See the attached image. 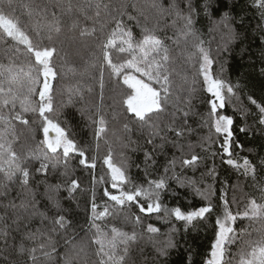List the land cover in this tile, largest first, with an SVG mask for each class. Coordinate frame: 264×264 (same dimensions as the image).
Wrapping results in <instances>:
<instances>
[{"label":"snow or ice","instance_id":"snow-or-ice-1","mask_svg":"<svg viewBox=\"0 0 264 264\" xmlns=\"http://www.w3.org/2000/svg\"><path fill=\"white\" fill-rule=\"evenodd\" d=\"M129 6L137 15L128 11ZM50 7L63 8L69 17H75L71 19L69 27L70 30L79 29L80 38L96 36L97 33L103 36L97 45L101 61L100 99L103 101L105 66L110 69V76L116 77L118 83L122 81L130 90L122 96L121 112L113 111L114 120L119 121L123 117L120 128L113 132L120 145L127 148L129 144L137 143L132 139L133 135L144 137V143L151 146L150 150L144 151L146 165L148 161L155 163L154 157L164 154L166 147L174 150L170 159L165 154L164 175L148 180L147 186L133 184L125 190L122 186L131 183L126 172L127 159L122 152V161L119 165L116 164L113 161L112 148L109 146L103 164L107 167L111 188L116 190V194L108 188L103 190L107 201L101 210V205L96 202V185L109 181L104 176L97 180L93 175L90 211L87 217V232L92 233L91 237H88L86 232L84 237L78 238L79 233L73 229V220L68 218L70 209H65L62 201L73 199L74 194L81 191L82 181L71 178L69 173L70 155L77 153L79 165L93 170L96 168L97 158H89L86 150L70 139L66 129L51 118L54 112L51 80L57 75L51 58L56 49L42 47L39 42L34 43L29 35L31 30L42 41L45 34L47 39L51 40L53 32H61L60 20L54 11L49 13ZM221 7V0H168L167 3L165 0H151L149 4L139 7L134 2L129 5L125 0L115 3L113 0H66L65 4H46L43 7L33 6L24 0H0V38H10L16 42L12 56L23 52L29 59L27 68L14 62L0 63V208L4 209L3 215H0L2 264H89L88 249L93 245L94 254L99 258L97 264H136L131 249L142 234L138 236L135 230L128 232L115 225H109L108 230H105L97 221L118 214L126 206H135L140 213H155L159 217L163 212L164 218L174 217L183 222L187 230L189 226L204 220L206 214L214 211L210 199L215 194L213 185L199 187L196 181L189 177L182 178V173L176 171L177 164L181 169L192 168L195 171L201 162V156L194 149L199 146L202 151H208L211 147H205L211 136L199 137L198 144L190 139L196 131L191 127L189 118L197 115L192 108V98L196 91L194 85L198 80L194 78L190 81L186 75L181 76L172 67L176 56L183 57L185 64L195 69L196 77H202L204 91L211 94L212 99L207 100L210 111L202 118L200 127L208 128L209 132L214 130L215 134L223 137L220 141L222 164L234 169L240 176L250 178L252 186L259 188L262 193L261 200H264V156L257 153L258 161L248 156L233 158L234 148L239 149L243 145L235 137L233 117L218 111L225 107L226 100L236 95V89L240 85L234 86L213 74L215 62L211 50L205 46L202 33L196 28L197 17H207L212 25L208 29L209 32L223 29L217 52L228 51L231 44L246 35L239 30L248 27L244 22L247 14L245 8L254 9V15L259 17L254 31L260 33L264 61V0H245L244 6L239 9L238 20L232 12L235 4H232L229 10L220 12L218 20L213 19ZM18 9L28 17L29 23H23L16 15ZM148 9L154 10L157 23L165 17L174 16L176 19L172 26L176 27L177 21L180 22L176 35L162 38L156 34L155 25L149 28L146 23L141 24L140 17H143L145 22L150 19L146 14ZM89 12L92 15H89ZM49 15L51 19H48ZM80 17L91 21V25L82 24ZM125 17L129 22L135 21L136 26L141 28L142 35L139 39L133 35ZM110 24L113 26L109 28ZM169 40L178 46L176 56L171 54L172 50L167 43ZM181 41L184 42L182 48L179 47ZM21 45L23 49L19 47ZM113 50L127 54L129 58L119 63L114 62L111 56ZM90 66L95 68L96 64L92 63ZM223 71L222 65L220 72ZM261 73H264V68H261ZM140 77L146 78L148 82ZM174 77H179L181 82L177 83ZM153 83L159 87H154ZM68 91L69 101L72 95L80 94L78 87ZM247 99L257 110L251 115L256 120L258 131L264 135V103H258L252 95H248ZM5 109L8 110L7 115ZM97 112L99 113V109ZM26 113L39 116L40 121L35 131L42 132L43 139L36 143L35 148L26 152L22 148L18 152L14 148V144L19 140L14 122L30 126L33 122L25 118ZM241 115L246 118L249 113L241 109ZM89 119L95 126L94 135L99 148V140L108 131V122L103 115H98L97 119ZM249 130V126L239 128L240 133L247 134ZM52 133L54 135H51ZM252 151L250 148L249 152ZM211 155L215 157L217 153L212 152ZM32 161L38 162L39 165L34 168V172L30 167ZM60 168L64 169L61 175L67 179L56 183L49 182L50 170L54 173ZM168 173H171V176ZM34 174L44 177L35 186L32 185ZM205 175L211 176L214 182L218 179L215 166L202 174V178ZM169 179L176 180L180 187L193 188L195 194L207 203L188 211L179 206L168 208L162 202L161 194L167 191ZM17 184L20 190L13 196V185ZM223 185L219 190L222 214L216 216L214 239L203 264H264V202H257L255 198L249 199L245 210L234 214L226 198L227 181H223ZM232 187L235 189L238 185ZM62 190L68 193L66 198L61 197ZM83 191L86 193L88 190ZM172 195L177 193L173 191ZM232 202L235 203V196ZM9 212L11 223H8ZM133 215L134 223L142 224L141 216ZM37 218L41 227L33 230L31 224ZM237 219L248 220V227L252 230L241 229L237 234L233 227ZM144 231L152 236L160 234V229L152 223H148ZM175 233L176 229L173 227L165 234L163 240L154 241L157 260L167 258L170 250L177 248ZM54 236H61L62 244L60 240L54 239ZM29 242L33 246H29ZM236 243H239V248L233 254L228 250V246ZM61 247L63 251H60Z\"/></svg>","mask_w":264,"mask_h":264},{"label":"trees","instance_id":"trees-1","mask_svg":"<svg viewBox=\"0 0 264 264\" xmlns=\"http://www.w3.org/2000/svg\"><path fill=\"white\" fill-rule=\"evenodd\" d=\"M25 3H31L33 6L43 7L44 5H57L65 4L66 0H24ZM75 2V0H74ZM113 2H119V0H113ZM129 5L136 3L139 6L149 4L151 0H125ZM168 0H165L167 3ZM202 2V0H201ZM222 7L213 16V19L218 20L220 12L229 10L232 4H235V9L232 10L233 15L239 19V9L244 6L245 0H221ZM183 7V5H181ZM55 12L56 16L60 20L62 30L60 33L53 32L52 39L48 40L45 34V38L40 41L29 30V35L33 38L34 43H40L41 46L55 47L56 51L51 58V64L54 71L57 73L56 77L51 80L53 85V105L54 112L51 118L60 123L61 127H64L69 134V138L73 139L77 144L86 150V154L89 158L95 156L96 168L85 169L84 166L78 163V154L72 153L70 155L69 173L71 178L82 181L81 191L74 194L73 199H65L62 201V205L65 209H70L69 219L73 220V229L79 233L78 238L85 236L88 226V215L90 211L89 202L91 200L92 189V177L95 175L97 180L100 176H104L109 182L98 183L96 185V197L97 204L101 205V210L104 202L107 198L103 196V190L108 188L113 194H116V190L111 188L110 177L108 176L107 167L103 164V158L107 154L109 146L112 148L113 161L116 164H120L122 161L121 153L123 152L124 158L127 159L126 172L131 183L122 187L127 190L131 188L133 184H143L147 186V181L152 179H158L164 175V165L166 163L165 154L170 159L173 154V149L166 147L164 154H157L154 157L155 163L148 161L147 165L144 159V151L150 150L151 146L144 143V137L138 134L133 135L132 139L137 143H131L127 148H123L113 135L114 130L120 128L123 122V117L118 121L113 119V111L121 112V99L125 92H130L126 85L122 84V81L118 83L116 77L110 76V69L105 66L103 73V101L100 99V51L97 45L100 40L103 39L99 33L96 36H90L87 38H80L78 35L79 29L70 30L71 19L75 17H69V15L59 7H50L49 13ZM128 11L133 15H137V12L133 11L129 6ZM254 9L245 8L246 17L245 25H248L246 29H239L245 32L246 35L243 39L237 40L235 43L229 46L228 51L217 52V46L220 43V33L222 28L213 32H209L208 29L212 25L207 17H197L196 28L202 33V38L205 40V46L211 50V56L214 60L213 74L218 75L221 79L230 82L234 86L239 84L240 87L236 89V95L231 99L226 100L225 107L218 110L220 114L232 116L234 119V132L237 140L243 145L242 148L233 150V158L248 156L250 159L257 160L259 157L257 153L264 156V135H261L258 131L255 118L251 115L257 110L254 105L248 101V95H252L258 103H264V73H261V68H264V61H262V46L260 42V33L254 31L256 29L259 17L254 15ZM146 14L150 19L145 22L143 17H140L141 24H147L149 28L154 25L156 27V34L165 37H174L177 29L180 27V22L177 21L176 27H173V21L176 19L174 16L165 17L159 20L155 18L154 10H146ZM16 15L21 18L22 22L29 23L28 17L20 9L17 10ZM89 15H92L89 12ZM48 19H51L49 15ZM82 24L91 25V21L85 20L80 17ZM125 21L129 27L133 30V35L139 39L142 35L141 28L136 26L135 21ZM113 25H109V28ZM169 48L172 50L171 54L176 56L177 45L171 40L167 41ZM184 42L181 41L179 47H183ZM16 47V42L10 38H0V63L9 64L16 63L24 65L27 68L29 59L21 53H17L12 56V51ZM23 49V46H19ZM114 62H122L124 59L129 58L127 54L119 53L117 50H113L111 53ZM11 57V59H9ZM87 62V63H86ZM96 64L95 68L90 65ZM223 65L224 71L220 72V68ZM181 76L186 75L191 81L197 79L198 82L194 85L196 91L192 98V108L197 115L190 116L189 122L191 127L196 131L191 135L192 142L197 143L199 137L211 136V140L205 144L208 151H202L199 146L194 150L201 156V162L194 171L192 168L181 169L177 164V173H182L183 177H189L196 181L197 186L204 187L206 185H213L215 194L211 196V201L214 206V211L211 214H206L204 220L196 222L193 226H189L187 230L185 225L181 221H177L174 217L164 218L163 212L159 214L153 213L151 215L146 213H140L139 209L135 206H126L119 211L118 214H114L108 218L97 221L102 228L108 230L109 225H115L122 228L125 231L131 232L135 230L138 236L141 238L138 242L132 246L131 255L135 259L136 264H203L210 251V244L214 239L215 233V219L217 215L222 214V204L219 200V190L223 185V181H227V196L230 203V210L235 214L237 212L242 213L247 207L249 199L255 198L257 202H264L261 200L262 193L258 187L252 186L250 178L246 179L240 176L234 169L223 165L220 159V141L223 137L215 134L214 130L209 132L208 128L200 127L202 118L207 116L210 111V106L207 104V100L212 99L211 94L207 93L203 89L202 77H196L195 69L186 65L183 57L176 56L175 63L172 65ZM74 69V71L72 70ZM138 77L140 74L133 73ZM145 82H148L146 78ZM177 83H180L179 77H174ZM154 87H159L153 83ZM78 87L80 94L72 95L71 101H69V89ZM91 89V91H89ZM38 98V97H37ZM99 109V113L97 112ZM241 109L248 112L249 115L245 118L241 115ZM17 110H19V104H17ZM5 114H8V110L5 109ZM98 115H103L108 122V131L104 134L103 138L99 140V148H97V139L94 135L95 126L92 124V119H97ZM25 118L33 122L30 126L21 125L18 121L16 124L17 133L19 134V140L14 144V148L19 152L23 148L26 152L28 149L35 148L36 143L43 139L42 132H37L35 129L39 124L40 118L36 114L26 113ZM241 126H249V132L247 134L240 133L239 128ZM33 135L35 139H33ZM108 141V143H105ZM159 143V140L156 141ZM187 143V141H184ZM253 149L249 152V149ZM212 152H216L217 155L213 157ZM179 155V153H176ZM226 158V157H225ZM38 162L32 161L30 167L34 172V168L38 167ZM215 166L218 179L214 182L211 176H203L207 173L208 169ZM64 172L63 168L55 171L50 170L48 180L51 183H56L59 180L67 179L61 174ZM171 176V173H168ZM44 179L41 175H35L32 179V185L35 186L37 182ZM238 185L235 189L232 186ZM12 195L19 191V185H13ZM87 189L85 193L83 190ZM40 191H43L41 186ZM173 191L177 195H172ZM68 193L61 191V197L66 198ZM233 196H235V203H233ZM39 199V197L37 198ZM162 202L168 207H181L182 210L188 211L197 207H200L207 203L200 196L196 195L191 187H180L176 180H168L167 191L161 194ZM110 203V202H109ZM4 209L0 208V215H3ZM140 215L142 224L138 225L134 223V215ZM8 223H11V213L9 212ZM48 227L50 224L45 222ZM148 223H152L154 226L160 229V234L152 236L144 231ZM249 221L246 219H237L233 224V227L238 234L241 229L251 231L248 227ZM258 226V225H254ZM13 227H15L13 225ZM41 227V222L37 218L31 224V228L35 230ZM176 229L174 239L177 241V248L170 250V254L167 258H155L154 241H160L165 238V234L168 233L171 228ZM71 234V230L69 231ZM88 237H91L92 233L87 232ZM54 239L60 240L62 244L61 236H54ZM2 241H0V247H2ZM29 246H33L29 242ZM239 248V243L229 245L228 250L231 253H236ZM63 251V248H60ZM95 246H91L88 249L87 260L89 264H97L98 257L94 254ZM189 253H191V261L189 262ZM2 264V262H0Z\"/></svg>","mask_w":264,"mask_h":264},{"label":"water","instance_id":"water-1","mask_svg":"<svg viewBox=\"0 0 264 264\" xmlns=\"http://www.w3.org/2000/svg\"><path fill=\"white\" fill-rule=\"evenodd\" d=\"M51 135H54V133H52Z\"/></svg>","mask_w":264,"mask_h":264}]
</instances>
